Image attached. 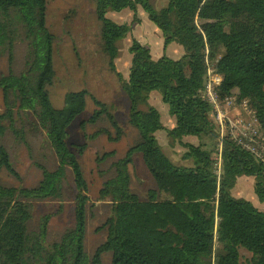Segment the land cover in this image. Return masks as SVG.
Segmentation results:
<instances>
[{
    "label": "trees",
    "instance_id": "obj_1",
    "mask_svg": "<svg viewBox=\"0 0 264 264\" xmlns=\"http://www.w3.org/2000/svg\"><path fill=\"white\" fill-rule=\"evenodd\" d=\"M90 1L100 22L101 51L129 99L128 122L139 132V140L114 162L115 173L99 192L100 200L111 203L112 215L101 226L107 237L90 257L85 248L89 184L79 160L88 144H75L78 151L73 150L69 128L91 97L96 109L82 126L106 117L115 135L99 129L87 137L106 133L110 141H119L124 130L110 106L87 89L67 92L61 108L53 105L48 87L56 75V35L47 24L48 0H0V53L7 50L11 62L10 72L0 76L6 104L0 113V173L6 169L20 179L2 141L5 122L14 128L16 109L36 117L58 159L55 169L37 164L43 176L35 186L0 181L2 264H102L106 252H112V264H244L241 249L251 254L249 264H264V210L232 192L239 177H254L255 193L264 202V165L227 137L218 174L214 154L220 130L213 106L203 96L208 60L223 75L220 98L237 93L240 100H248L264 128V0H169L159 10L151 0ZM139 7L163 32L165 44L182 45L185 55L154 59L151 49L134 39L125 78L116 60L120 41L131 33L132 25L118 23L108 13L129 9L138 21ZM21 40L27 44V68L17 75L12 65ZM154 91H160L169 105L175 126L163 125L160 111L150 102ZM162 129L187 148L183 157L192 164L178 165L164 152L157 138ZM189 136L210 138L213 149L186 142ZM115 154L105 152L98 162ZM137 154L157 184L145 200L131 188L129 166ZM69 171L76 191L75 224L59 241L46 245L52 216L45 214L38 229L31 230L34 202L63 201ZM160 193L166 198L160 199Z\"/></svg>",
    "mask_w": 264,
    "mask_h": 264
},
{
    "label": "rangeland",
    "instance_id": "obj_2",
    "mask_svg": "<svg viewBox=\"0 0 264 264\" xmlns=\"http://www.w3.org/2000/svg\"><path fill=\"white\" fill-rule=\"evenodd\" d=\"M156 9L166 6L169 0H151ZM138 21H134L135 15L129 9L122 12L110 11L108 17L118 23L132 25V31L120 41V57L116 60L117 70L125 78L130 73L132 54L130 46L134 39L151 49L154 59L168 56L180 59L185 55L182 45L171 42L165 44L163 32L150 20L148 13L139 7L136 12ZM47 24L56 35L54 67L56 75L53 83L48 87L52 103L55 107L64 106V98L67 92L87 89L96 98L110 106L117 121L122 126L124 134L119 141H110L106 133L97 138H88L87 135L99 129H108L115 135V129L111 127L106 117L96 123H89L85 127L82 121L87 120L96 109L91 97L87 98V107L79 115L69 128L68 143L73 150L78 151L75 144L87 143L88 146L79 160L84 175L89 184L90 202L87 210V226L85 234V248L90 257L93 256L97 247L105 241L107 229L101 226L112 215L109 200H100V189L104 182L115 173L114 162L123 157L127 150L139 140V132L129 122L130 102L124 93L118 76L109 68V60L101 51L100 22L95 14L94 3L90 0H48ZM27 44L18 41L14 49V73L20 75L26 70ZM11 62L7 50L0 53V76L10 72ZM151 104L157 107L161 113V121L165 128H171L176 120L169 111V105L162 100L160 91L152 93ZM6 110L4 92L0 89V113ZM7 126L2 139L8 149L11 161L20 175V179L3 169L0 173V181L8 186L32 187L42 179V170L37 164H42L49 169H55L58 159L51 147L46 132L39 125L36 117L30 113L19 112L16 109L14 128ZM157 138L164 152L178 165H190L191 160L184 159L183 155L187 148L169 137L166 129L157 132ZM186 142L205 144L206 149H213L214 143L210 138H198L189 136ZM114 151L116 154L98 162L105 152ZM215 152V151H214ZM214 154V153H213ZM216 154H214V157ZM132 190L141 199H148V193L157 189V184L141 154L134 157L129 166ZM66 196L63 201L58 199H46L34 202L33 219L30 229L36 231L42 216L51 214L49 232L46 245L59 241L64 232L75 224V188L71 171L68 172ZM251 177L242 176L232 190L238 198L251 200L264 210V203L260 202L254 190ZM160 199L166 198V194L160 193ZM242 261L249 264L251 254L241 249ZM0 264H2L0 258ZM102 264H112V252H106L102 256Z\"/></svg>",
    "mask_w": 264,
    "mask_h": 264
},
{
    "label": "built area",
    "instance_id": "obj_3",
    "mask_svg": "<svg viewBox=\"0 0 264 264\" xmlns=\"http://www.w3.org/2000/svg\"><path fill=\"white\" fill-rule=\"evenodd\" d=\"M223 81L215 65L207 60V74L203 92L213 106L215 120L220 130L218 151L215 156L218 174L221 173L223 140L229 137L238 145L250 151L264 165V128L262 127L256 110L248 100H240L237 93L221 99L218 87Z\"/></svg>",
    "mask_w": 264,
    "mask_h": 264
},
{
    "label": "crops",
    "instance_id": "obj_4",
    "mask_svg": "<svg viewBox=\"0 0 264 264\" xmlns=\"http://www.w3.org/2000/svg\"><path fill=\"white\" fill-rule=\"evenodd\" d=\"M124 11H126V9L125 10H123V12ZM152 96V95H151ZM175 126V125H174ZM173 127V126H172ZM240 179H241V177H239V179H238V181L237 182H239L240 181ZM251 179H254V177H251ZM250 179V181L252 182V184H253V180H251ZM255 180V179H254ZM264 203V202H263ZM256 206H257V204H255ZM258 207V206H257ZM259 208V207H258ZM260 209V208H259Z\"/></svg>",
    "mask_w": 264,
    "mask_h": 264
}]
</instances>
